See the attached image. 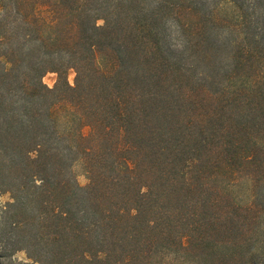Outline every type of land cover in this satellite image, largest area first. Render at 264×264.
I'll list each match as a JSON object with an SVG mask.
<instances>
[{"label": "trees", "instance_id": "trees-1", "mask_svg": "<svg viewBox=\"0 0 264 264\" xmlns=\"http://www.w3.org/2000/svg\"><path fill=\"white\" fill-rule=\"evenodd\" d=\"M2 193L23 264H264V0H0Z\"/></svg>", "mask_w": 264, "mask_h": 264}, {"label": "rangeland", "instance_id": "rangeland-1", "mask_svg": "<svg viewBox=\"0 0 264 264\" xmlns=\"http://www.w3.org/2000/svg\"><path fill=\"white\" fill-rule=\"evenodd\" d=\"M196 2L200 7L206 8L211 7L216 0H192ZM102 21L98 20L97 24H101ZM173 34V32H172ZM74 73L69 71L67 79L70 84L73 83ZM43 82L48 85L52 86L55 82V74L52 72L46 73L43 78ZM72 170L76 176V179L80 185H84L87 182L86 175L84 174L82 164L80 162L74 163ZM8 200V194L2 193L0 194V207L5 201ZM0 232L3 234L8 232V229L5 227L1 214H0ZM6 237V236H4ZM27 261L26 255L23 251H13L12 246L8 243L6 238H0V264H23V262Z\"/></svg>", "mask_w": 264, "mask_h": 264}]
</instances>
